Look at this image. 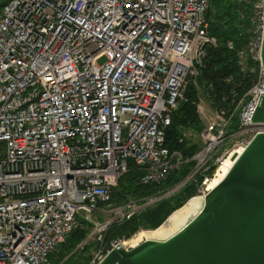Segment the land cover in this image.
<instances>
[{"label": "built area", "instance_id": "obj_1", "mask_svg": "<svg viewBox=\"0 0 264 264\" xmlns=\"http://www.w3.org/2000/svg\"><path fill=\"white\" fill-rule=\"evenodd\" d=\"M207 6V0H0V264H49L80 226L79 216L94 213L109 217L95 224L98 249L88 264H100L125 242L104 243L113 223L197 177V191L208 192L217 169L209 173L233 151L229 145L244 148L264 133L252 122L264 96V0H252L237 55L240 71L254 75L247 100L210 109L192 156L165 147L173 111L206 48L216 46ZM131 163L141 185H158L191 166L165 193L115 207L112 189Z\"/></svg>", "mask_w": 264, "mask_h": 264}, {"label": "trees", "instance_id": "obj_2", "mask_svg": "<svg viewBox=\"0 0 264 264\" xmlns=\"http://www.w3.org/2000/svg\"><path fill=\"white\" fill-rule=\"evenodd\" d=\"M207 3L205 19L216 46L206 48L199 73L188 82L183 100L173 111L171 124L165 132V147L170 151L180 152L184 157L192 156L200 147L197 141L193 142L184 135L185 131H193L198 136L203 130V123L197 112L199 96L206 98L212 109L234 108L240 99L247 100L245 94L254 79L253 74L240 71L237 56L238 50L247 39L243 29L249 28L252 0H207ZM228 42H232L233 49L227 47ZM248 66L252 67L253 64L249 63ZM237 125L235 114L231 120L230 132H235ZM190 166L191 164L183 165L158 185H141V172L131 163L129 170L118 178L114 190L112 189L111 204L118 207L128 201L140 202L148 196L163 194L185 178ZM216 169L218 168L213 167L209 175ZM200 182L201 178L197 177L180 190L138 211L129 219L113 223L104 235V243L108 246L111 240L130 238L140 230L159 229L174 211L183 208L189 199L199 195L197 189ZM78 220L80 228H75L60 245L61 254L57 263L66 264L63 260L73 255L67 262L71 263L77 255L72 252L92 228L86 220ZM52 254L48 256V262L54 256Z\"/></svg>", "mask_w": 264, "mask_h": 264}, {"label": "water", "instance_id": "obj_3", "mask_svg": "<svg viewBox=\"0 0 264 264\" xmlns=\"http://www.w3.org/2000/svg\"><path fill=\"white\" fill-rule=\"evenodd\" d=\"M261 63L264 76V34ZM252 122L264 125V96ZM100 264H264V133L251 139L174 234L128 250L117 246Z\"/></svg>", "mask_w": 264, "mask_h": 264}, {"label": "rangeland", "instance_id": "obj_4", "mask_svg": "<svg viewBox=\"0 0 264 264\" xmlns=\"http://www.w3.org/2000/svg\"><path fill=\"white\" fill-rule=\"evenodd\" d=\"M243 30H244V33H246V36H247L248 33H249V30H250V24H249V28L248 27L247 28L245 27ZM198 99H199L198 100V104H200V106H202V107L204 106L205 109H206V111L204 110V108H202L201 110H197V112L199 114V119L201 120L202 123H205L207 114L209 113V111H211L210 109H212V107H211V105L209 104V102L207 101L206 98H204L202 96H199ZM184 135H185V138H190V139H192L193 142L197 141L199 144H201V140H200L199 136H197L196 133H194L193 131L192 132L191 131H185V134ZM231 144L233 145L234 143H231ZM229 148L231 150H236V151L239 150V147H233L231 145H229ZM198 193H199V195H197L196 197L201 198V197L204 196V194L206 193V191H198ZM166 195H170V193H166ZM196 197H193V198H196ZM200 207H201V205L199 206V209H200ZM185 209H186V205H184L182 209L178 210L175 214H173V216L169 219V223H170L169 227L170 228H173V220L176 219L177 215L181 214L182 211H184ZM198 210H196V212L194 214H196L198 212ZM79 217L80 218H83L84 216L83 215H80ZM108 218L109 217L107 215H100V214L94 213V214H92V216L90 218L86 219L87 222L90 223L91 225L93 224V226H92V228H90V230L87 233V235L85 236L84 240H82V242L72 252V253H75L76 252L77 255H76V258L73 259L71 261V263H69V264H88V262L91 259L93 253H95L97 251V249H98V241L96 239H97V237L99 235V231H98V228L95 226V224L98 223V222H104ZM77 228H80V227H77ZM157 230H155V231H157ZM144 231H145V237L143 238V241L146 240V239H149V238H153V233H155V231H152L151 230L150 232H147L146 230H140L137 233H135L134 235H132L130 237L131 239L130 238H125L123 241H125L126 243L129 242V241H132V239L133 240L136 239L138 237V235L140 233L144 232ZM120 239H123V238H120ZM116 240H118V239H116ZM111 241H115V240H111ZM143 241H141V242H143ZM128 244L130 245V243H127V244H125V246L129 248ZM60 245L53 252L52 255H54V256L52 257L51 260H49V264H56L58 262L59 254H61V252H60V249H61L60 248ZM72 253H70V254H72ZM72 256H69L68 258H66L63 261L66 262V264H67V262L69 261V259ZM57 264H61V263L59 262Z\"/></svg>", "mask_w": 264, "mask_h": 264}, {"label": "bare ground", "instance_id": "obj_5", "mask_svg": "<svg viewBox=\"0 0 264 264\" xmlns=\"http://www.w3.org/2000/svg\"><path fill=\"white\" fill-rule=\"evenodd\" d=\"M242 151H243V148L242 147H239V150H237V151L236 150L231 151L230 154H228V156H226L220 162V164L218 166V169L216 170L213 178L206 184V189L207 190L210 191L218 183H220V181H222V179L226 176V174L228 173V171L230 170V168L234 164V162L237 159V157L242 153ZM201 200H202V197L201 198H199V197L191 198L185 204L186 205V209L184 211H182L181 214L177 215L176 219L173 220V228H170L169 227V225H170L169 219L173 216V214H175L178 210H180L182 208L178 209L172 215H170V217L164 222V224H162L163 226L161 225L162 227L160 226L159 229L157 228L158 230L155 231V233H153V238H149V239H146V240L162 241V240H165L168 237H170L180 227H182L189 220V218L191 216L194 215V213L196 212V210H198L199 209V206L201 205ZM146 231L147 232H150L151 230H146ZM144 237H145V231L142 232V233H140L136 239H134V240L132 239V241L127 242V243H130V245L128 244L129 248L136 247L137 245H139L140 243H142L141 241H143V238ZM127 243L126 242H123L122 243V246L123 247H126L125 244H127Z\"/></svg>", "mask_w": 264, "mask_h": 264}, {"label": "crops", "instance_id": "obj_6", "mask_svg": "<svg viewBox=\"0 0 264 264\" xmlns=\"http://www.w3.org/2000/svg\"><path fill=\"white\" fill-rule=\"evenodd\" d=\"M199 136V135H198Z\"/></svg>", "mask_w": 264, "mask_h": 264}]
</instances>
